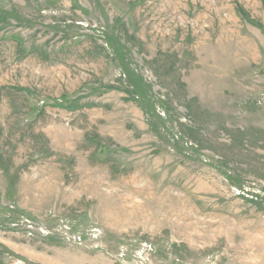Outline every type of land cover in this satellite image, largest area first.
<instances>
[{
    "label": "rangeland",
    "instance_id": "rangeland-1",
    "mask_svg": "<svg viewBox=\"0 0 264 264\" xmlns=\"http://www.w3.org/2000/svg\"><path fill=\"white\" fill-rule=\"evenodd\" d=\"M0 264H264V0H0Z\"/></svg>",
    "mask_w": 264,
    "mask_h": 264
}]
</instances>
